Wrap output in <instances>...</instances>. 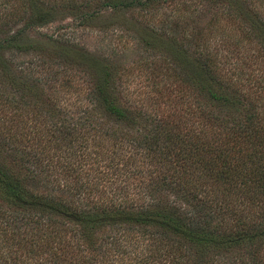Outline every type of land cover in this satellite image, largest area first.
<instances>
[{
    "label": "trees",
    "instance_id": "obj_1",
    "mask_svg": "<svg viewBox=\"0 0 264 264\" xmlns=\"http://www.w3.org/2000/svg\"><path fill=\"white\" fill-rule=\"evenodd\" d=\"M0 194V264H264V0H0Z\"/></svg>",
    "mask_w": 264,
    "mask_h": 264
},
{
    "label": "rangeland",
    "instance_id": "obj_2",
    "mask_svg": "<svg viewBox=\"0 0 264 264\" xmlns=\"http://www.w3.org/2000/svg\"><path fill=\"white\" fill-rule=\"evenodd\" d=\"M170 18L174 19L175 15L170 14L169 19ZM127 33L124 31L123 27L113 25L111 21H109L108 23V20L101 21L96 19L94 21L85 23V25L83 26H80L77 25L76 22H72L69 19H64L62 21H55L40 28L34 29L31 31V33H29V36L33 38H39V36H43L42 39L47 36L57 39L62 38L68 43V47L76 48L81 52L90 55L105 57L110 55L111 58L115 59L120 64V66H126L130 63L131 60L136 58V55L134 54L129 55V49L131 48L129 36H131L132 33ZM123 45H125L126 47L122 48ZM111 51H116V53H111ZM28 57L30 56H20V58L11 59H13V62H19L21 60L29 59ZM43 70L46 69L41 68L37 76H49L48 73H42ZM130 82L131 81L129 80L127 81L128 88L132 87L133 85V83ZM54 88L56 90H59L60 84H55ZM74 96V94L70 95L71 98H74ZM66 98L67 97H63L60 95V103L66 105L68 102H72V99L70 98H68L67 102ZM2 199L3 197L0 194V205L3 209L7 210V206L2 202ZM23 255H25V252H23ZM21 260H27V258L21 257Z\"/></svg>",
    "mask_w": 264,
    "mask_h": 264
}]
</instances>
